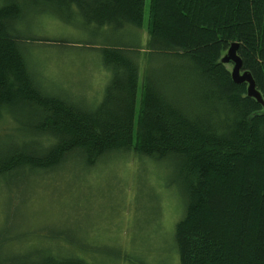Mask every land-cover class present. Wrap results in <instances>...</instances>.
Listing matches in <instances>:
<instances>
[{
    "label": "trees",
    "instance_id": "trees-1",
    "mask_svg": "<svg viewBox=\"0 0 264 264\" xmlns=\"http://www.w3.org/2000/svg\"><path fill=\"white\" fill-rule=\"evenodd\" d=\"M144 1L0 0V120L9 115L13 123L0 130V177L49 173L72 154L88 165L131 150L146 161L172 159L185 204L173 234L179 264H264V105L221 62L237 43L264 101V0H150L147 58L166 60L170 72L158 82L143 70L136 114L140 53L134 46L101 49L111 76L95 108L44 92L29 73L24 39L13 28L30 7L53 5L85 26L139 29ZM42 236L65 245L30 258L14 254L5 237L0 264L109 259L87 257L65 237Z\"/></svg>",
    "mask_w": 264,
    "mask_h": 264
},
{
    "label": "rangeland",
    "instance_id": "rangeland-1",
    "mask_svg": "<svg viewBox=\"0 0 264 264\" xmlns=\"http://www.w3.org/2000/svg\"><path fill=\"white\" fill-rule=\"evenodd\" d=\"M149 2L144 1L139 29L85 26L77 14L71 17L53 5L41 4L38 12L30 7L13 28L24 39L30 75L44 92L95 108L111 76L101 63V49L134 46L140 53L136 114L145 88L143 70L158 82L170 72L166 60L147 58ZM9 119L0 120L1 131L12 126ZM109 155L103 165L98 162L103 158L88 165L72 154L75 158L49 173L0 177V239L6 237L14 254L30 258L63 247L38 238L48 235L65 237L87 257L109 258L104 264H179L173 234L185 204L174 161L142 160L132 150Z\"/></svg>",
    "mask_w": 264,
    "mask_h": 264
},
{
    "label": "water",
    "instance_id": "water-1",
    "mask_svg": "<svg viewBox=\"0 0 264 264\" xmlns=\"http://www.w3.org/2000/svg\"><path fill=\"white\" fill-rule=\"evenodd\" d=\"M237 50V43L231 42L227 52L223 54V59L221 61L231 66V79L237 84L245 83L247 95L264 105L259 91L255 88V80L252 78L250 72L241 66V59L237 55Z\"/></svg>",
    "mask_w": 264,
    "mask_h": 264
},
{
    "label": "bare ground",
    "instance_id": "bare-ground-1",
    "mask_svg": "<svg viewBox=\"0 0 264 264\" xmlns=\"http://www.w3.org/2000/svg\"><path fill=\"white\" fill-rule=\"evenodd\" d=\"M226 52H227V51H226ZM226 52H225V53H226ZM225 53H224V54H225ZM221 57H223V55H222ZM222 59H223V58H221V60H222ZM240 59H241V58H240ZM221 62H222V61H221ZM223 63H224V62H223ZM225 64H227V63H225ZM241 66H242V62H241Z\"/></svg>",
    "mask_w": 264,
    "mask_h": 264
}]
</instances>
